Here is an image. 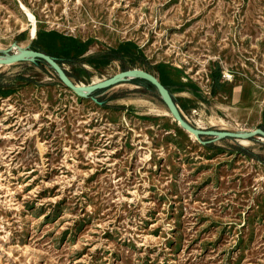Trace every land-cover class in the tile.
I'll return each instance as SVG.
<instances>
[{"label":"rangeland","instance_id":"1","mask_svg":"<svg viewBox=\"0 0 264 264\" xmlns=\"http://www.w3.org/2000/svg\"><path fill=\"white\" fill-rule=\"evenodd\" d=\"M24 47L80 84L148 70L194 126L264 128V0H0V54ZM0 74V264H264V136L197 137L131 79Z\"/></svg>","mask_w":264,"mask_h":264},{"label":"water","instance_id":"2","mask_svg":"<svg viewBox=\"0 0 264 264\" xmlns=\"http://www.w3.org/2000/svg\"><path fill=\"white\" fill-rule=\"evenodd\" d=\"M15 46H18L15 44ZM38 58L44 59L47 63H49L54 70L58 73L61 80L74 91H76L81 96H86L91 92H95L97 90H105L106 88L112 86L113 84L123 82L124 80H129L137 77H141L147 79L152 82L158 89L162 100L173 114V116L180 122V124L194 133L197 137H201L202 135H214V136H225V137H234V138H251L256 135L264 136V128L258 127L254 130L248 132H235L226 129H206L200 128L198 126H194L191 124L182 114L181 109L175 101V98L169 88L153 73L148 70L139 68V67H130L121 70L115 75L105 78L101 81L93 82V83H77L75 82L67 73L64 66L61 64L59 59L45 51L36 50L34 48H21L20 53H14L10 56H4L0 54V62L1 63H14L17 61L23 60H32L37 61Z\"/></svg>","mask_w":264,"mask_h":264},{"label":"trees","instance_id":"3","mask_svg":"<svg viewBox=\"0 0 264 264\" xmlns=\"http://www.w3.org/2000/svg\"><path fill=\"white\" fill-rule=\"evenodd\" d=\"M95 56H100V57L106 58V60H113V59H121V60H122V56H118L117 53H116L113 49L98 52V53H96ZM68 60H69V62H71V63H75V62L78 61L77 58H76V56H73V57H71V58L68 59ZM84 60H87V58H84ZM37 63H38V64H45V63H47V62H46L44 59H42V58H38V59H37ZM123 67L125 68V64H124V63H123ZM2 76H3V75L0 74V78H1ZM131 81H133V82H135V83H137V84H139V85H141V86H145V87H147L148 89H151V90H153V91H154V90L158 91L157 87H156L152 82L148 81L147 79H144V78H141V77H137V78H133ZM239 148H240L241 150L245 151L246 153L252 155V156H255V157L259 158V159H260V158L263 159V158H262L261 156H259L258 154H254V153H252V152H248V151L246 150V148H244V147L239 146Z\"/></svg>","mask_w":264,"mask_h":264},{"label":"bare ground","instance_id":"4","mask_svg":"<svg viewBox=\"0 0 264 264\" xmlns=\"http://www.w3.org/2000/svg\"><path fill=\"white\" fill-rule=\"evenodd\" d=\"M28 13V12H27ZM31 18H33V15L30 13V15H29ZM33 30L35 31V26L33 27ZM98 80H100V79H98ZM125 104H127V103H125ZM167 113H169V111L167 110V109H164ZM178 121V120H177ZM179 122V121H178ZM243 141H245V142H247V139H242Z\"/></svg>","mask_w":264,"mask_h":264}]
</instances>
